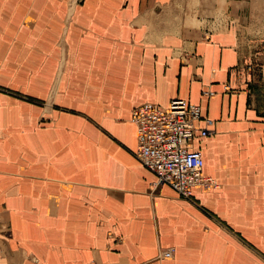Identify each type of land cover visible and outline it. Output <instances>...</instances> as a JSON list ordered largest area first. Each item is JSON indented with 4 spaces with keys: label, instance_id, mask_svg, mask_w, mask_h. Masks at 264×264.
<instances>
[{
    "label": "crops",
    "instance_id": "obj_1",
    "mask_svg": "<svg viewBox=\"0 0 264 264\" xmlns=\"http://www.w3.org/2000/svg\"><path fill=\"white\" fill-rule=\"evenodd\" d=\"M251 58L229 27L192 25L190 0H0V264H263ZM176 97L213 119L191 148L217 185L190 198L153 187L130 119Z\"/></svg>",
    "mask_w": 264,
    "mask_h": 264
},
{
    "label": "built area",
    "instance_id": "obj_2",
    "mask_svg": "<svg viewBox=\"0 0 264 264\" xmlns=\"http://www.w3.org/2000/svg\"><path fill=\"white\" fill-rule=\"evenodd\" d=\"M213 93L204 91L207 95ZM130 119L137 127L136 155L155 172L154 183L168 182L186 198L191 197L193 185H217L212 176L202 174L201 150L191 148L197 132L206 136L213 130V119L202 116L201 104L184 97L173 98L166 105L147 100L135 105ZM199 119H203L202 126L196 124ZM173 252V247H166L161 255L166 257Z\"/></svg>",
    "mask_w": 264,
    "mask_h": 264
},
{
    "label": "rangeland",
    "instance_id": "obj_3",
    "mask_svg": "<svg viewBox=\"0 0 264 264\" xmlns=\"http://www.w3.org/2000/svg\"><path fill=\"white\" fill-rule=\"evenodd\" d=\"M190 3L192 25L214 30L229 27L234 31L240 51L252 57L248 66L264 70V0H190ZM179 8L181 15L188 14L183 5ZM55 92L56 87L52 98ZM154 181L153 187L162 184ZM261 260L264 264L263 254Z\"/></svg>",
    "mask_w": 264,
    "mask_h": 264
}]
</instances>
